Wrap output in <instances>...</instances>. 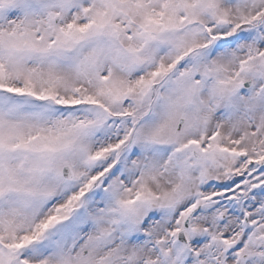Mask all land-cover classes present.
I'll return each instance as SVG.
<instances>
[{"label": "snow or ice", "instance_id": "1", "mask_svg": "<svg viewBox=\"0 0 264 264\" xmlns=\"http://www.w3.org/2000/svg\"><path fill=\"white\" fill-rule=\"evenodd\" d=\"M0 264H264V0H0Z\"/></svg>", "mask_w": 264, "mask_h": 264}]
</instances>
